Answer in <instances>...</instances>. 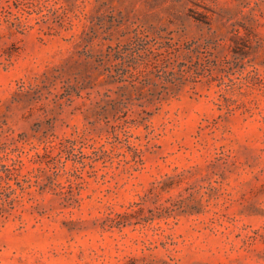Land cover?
I'll use <instances>...</instances> for the list:
<instances>
[{
    "label": "rangeland",
    "instance_id": "rangeland-1",
    "mask_svg": "<svg viewBox=\"0 0 264 264\" xmlns=\"http://www.w3.org/2000/svg\"><path fill=\"white\" fill-rule=\"evenodd\" d=\"M0 264H264V0H0Z\"/></svg>",
    "mask_w": 264,
    "mask_h": 264
}]
</instances>
